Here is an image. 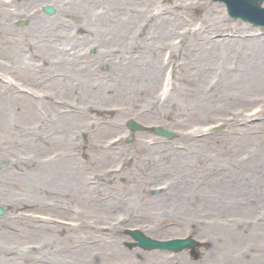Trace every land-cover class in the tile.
I'll use <instances>...</instances> for the list:
<instances>
[{"label":"rangeland","instance_id":"374dc122","mask_svg":"<svg viewBox=\"0 0 264 264\" xmlns=\"http://www.w3.org/2000/svg\"><path fill=\"white\" fill-rule=\"evenodd\" d=\"M34 1L0 15V96L26 88L45 125L0 99V264H264V29L211 0ZM221 65L246 71L236 90ZM126 227L202 245L129 248Z\"/></svg>","mask_w":264,"mask_h":264},{"label":"bare ground","instance_id":"6f19581e","mask_svg":"<svg viewBox=\"0 0 264 264\" xmlns=\"http://www.w3.org/2000/svg\"><path fill=\"white\" fill-rule=\"evenodd\" d=\"M106 1H108V0H106ZM1 15V14H0ZM3 15V14H2ZM3 22V21H2ZM31 23V22H30ZM210 39V38H209ZM209 39H206L205 41H206V43L208 44V43H210V45H214L215 46V48H218V44L220 43V41H223V42H226V41H224V40H222V39H219V38H216L215 40H209ZM181 40H183V39H181ZM235 40H238V39H235ZM252 40H255V44H257V45H264V38H252L251 39V41ZM189 41V40H188ZM214 43V44H213ZM227 43V42H226ZM189 44H191V43H189ZM188 44V45H189ZM188 45H187V47H188ZM212 46H210V47H212ZM41 47H42V44H41ZM204 48H207V47H204ZM209 48V47H208ZM191 51V50H190ZM66 56H67V54H66ZM68 56H70V54L68 55ZM263 56H264V54H263ZM63 58H65V57H61V59L58 61V62H61V60L63 59ZM20 65H25V63H24V61H19L18 63H17V66H16V68H18V67H21ZM27 65V64H26ZM22 67H24V66H22ZM198 68H200V67H198ZM234 68L232 67V66H229V70L230 71H232ZM78 70V69H77ZM17 71H18V69H17ZM79 71V73H80V77H81V71L82 70H78ZM214 72H215V74H218L219 73V79H221L222 78V80L224 81V83L226 84V86H227V88L228 89H230V90H232V89H235L236 90V88L238 87V86H240L241 84V82H240V80L242 81V78L241 77H238V75H241V74H244V73H246V71L245 70H242V71H237V72H235V74L233 75L232 73H230L228 70H226V67H224L223 65H221V69H220V71L219 72H217L216 70H214ZM250 72V71H249ZM193 74V76H194V78H195V76H196V74H197V71L195 70V71H193L192 72ZM198 73H200V70L198 71ZM261 73H263V72H260V74ZM250 74L252 75V73L250 72ZM198 75V74H197ZM264 78V73H263V75H261V77H258L257 78V80L258 81H264V80H262ZM225 79V80H224ZM253 79V77L251 78V77H249L245 82H247V81H251ZM232 80H233V82H232ZM194 83H196V86L195 87H197L198 88V84H197V82L194 80ZM240 84V85H239ZM252 86V85H251ZM0 87H2V86H0ZM253 87V86H252ZM18 88V87H17ZM196 88V89H197ZM254 88V87H253ZM255 88H258L257 86H255ZM12 87L11 86H9V88H6L5 90H4V92H5V94L4 95H2V96H0V99L5 103L6 102V99L7 100H9L10 102H12L15 106H19L20 108V117L22 118V119H24V120H27L29 123H31V124H33V125H35V124H37V126H40L41 127V125H40V123H41V121L39 120V118H38V116L35 114V113H33L32 112V110H31V108H27L25 105H29L30 104V102L32 101V99H31V97L30 96H27L26 94H24V93H19L18 92V90H15L14 88V90L12 89ZM19 89V88H18ZM229 90V91H230ZM58 102V100H55V99H52V98H50L49 99V101H46V105L49 107V109L51 110V111H48V113L46 114V113H44V114H40L41 115V117H40V119H45V117H48V119H51V117L54 115V119L56 120V118H59V120L61 119V117L59 116V115H61L62 117H63V115L64 114H61L59 111H58V109H60V107L61 106H59V105H57L56 103ZM26 103V104H25ZM43 107V106H42ZM59 107V108H58ZM240 110V109H239ZM243 110V109H242ZM262 111H264V101L262 100L261 102H260V104L256 107V113H260V112H262ZM58 112V113H57ZM41 124H43V122L41 123ZM44 125V124H43ZM76 125V124H75ZM45 126V125H44ZM74 126V125H73ZM77 126H75V128H76ZM43 128V127H42ZM248 128H250V127H248ZM248 130V132L249 133H252L251 131H250V129H247ZM33 137V136H32ZM73 174H67L66 173V175H64L63 176V178H64V181H66V179H68V178H70L71 176H72Z\"/></svg>","mask_w":264,"mask_h":264},{"label":"water","instance_id":"95a60500","mask_svg":"<svg viewBox=\"0 0 264 264\" xmlns=\"http://www.w3.org/2000/svg\"><path fill=\"white\" fill-rule=\"evenodd\" d=\"M222 1H224L227 4V10L229 14H231L232 16L242 17L244 19L253 22L254 24L264 25V8L260 7V2L262 0H222ZM45 9L47 12H51L50 7H45ZM128 124L133 129L139 127L133 121H129ZM157 131L159 133L168 136L173 134V132L164 129H157ZM2 212L3 209L0 207V213ZM133 235L136 236L138 241L129 243L130 246L137 244L146 248L164 247L168 249L178 250L186 246L193 247L195 244V241L190 237H187L185 239H170V240L158 241V240L146 238L142 235H138L135 232H133Z\"/></svg>","mask_w":264,"mask_h":264}]
</instances>
